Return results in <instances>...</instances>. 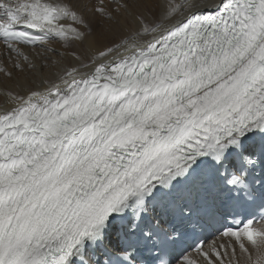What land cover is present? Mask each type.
I'll return each mask as SVG.
<instances>
[{"label": "snow or ice", "instance_id": "snow-or-ice-1", "mask_svg": "<svg viewBox=\"0 0 264 264\" xmlns=\"http://www.w3.org/2000/svg\"><path fill=\"white\" fill-rule=\"evenodd\" d=\"M0 44L36 85L0 110V264H264V0H0Z\"/></svg>", "mask_w": 264, "mask_h": 264}, {"label": "bare ground", "instance_id": "bare-ground-1", "mask_svg": "<svg viewBox=\"0 0 264 264\" xmlns=\"http://www.w3.org/2000/svg\"><path fill=\"white\" fill-rule=\"evenodd\" d=\"M49 47L56 48L58 52L65 53L66 55L74 50L77 52L82 50L80 45L74 43L66 44L63 40L51 41L49 43ZM29 51H31L34 56L37 52L41 53L44 56H49L53 61L60 59V57H57L52 53L45 52L44 48H39ZM0 52H1L0 68L3 64V61L7 62V64L8 63L14 64V60L9 59L5 55L6 49L4 48L3 44H0ZM74 62L75 61H73L70 57L65 61V63H74ZM37 63H39V59H37ZM33 80L34 77L32 73L27 71L22 73L15 68L10 77H7L0 73V110H3L5 108H10L13 106L12 96L15 93L26 94L27 89L29 87H35L36 85L33 83ZM212 239H215V242L217 244H220L222 242H225L227 238L217 236L215 238H211L210 240Z\"/></svg>", "mask_w": 264, "mask_h": 264}, {"label": "rangeland", "instance_id": "rangeland-1", "mask_svg": "<svg viewBox=\"0 0 264 264\" xmlns=\"http://www.w3.org/2000/svg\"><path fill=\"white\" fill-rule=\"evenodd\" d=\"M0 54H1V52H0ZM11 65V66H10ZM13 68V69H12ZM14 71V66H13V64L12 63H8L7 64V62H4L3 61V64H2V66H1V68H0V73L1 74H3V75H5V76H7V77H10L9 75H8V73L9 72H13Z\"/></svg>", "mask_w": 264, "mask_h": 264}]
</instances>
